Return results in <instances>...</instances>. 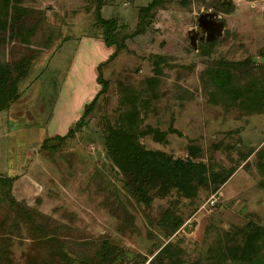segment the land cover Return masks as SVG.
Listing matches in <instances>:
<instances>
[{
  "label": "rangeland",
  "instance_id": "obj_1",
  "mask_svg": "<svg viewBox=\"0 0 264 264\" xmlns=\"http://www.w3.org/2000/svg\"><path fill=\"white\" fill-rule=\"evenodd\" d=\"M41 1L19 0L36 25L30 45L0 32L6 87L14 62L33 57L17 83L18 92L32 91L0 111V176L12 179L0 184V264H264V0H109L118 1L117 29L135 33L125 48L108 46L100 61L108 60L107 89L64 141L51 137L67 132L102 85L97 73L89 77L75 120L73 73L85 71L69 72V55H56L74 39L65 42L75 22ZM62 2L66 11L88 4L95 27L79 30L103 35L97 0ZM49 57L33 84V65ZM110 129L204 164L206 182L189 196L149 185L145 205L107 153ZM17 210L52 240L30 232Z\"/></svg>",
  "mask_w": 264,
  "mask_h": 264
},
{
  "label": "trees",
  "instance_id": "obj_2",
  "mask_svg": "<svg viewBox=\"0 0 264 264\" xmlns=\"http://www.w3.org/2000/svg\"><path fill=\"white\" fill-rule=\"evenodd\" d=\"M106 1L108 0H97L95 16L104 29L103 41L105 45L114 46L115 50H119L126 47L127 38L135 32L127 33L120 31V29L118 30L116 25L117 19L115 17H102L100 10ZM160 1L152 0L150 6L156 5ZM19 3V0H0V32L4 33L6 31L9 39L19 40V42L28 46L31 44V37L35 32L36 25L26 23L27 10ZM9 7L11 9L10 14L7 13ZM51 37L49 40L47 39L48 42L51 41ZM3 40V36H0V45ZM114 55L115 52L112 56ZM32 58V56H23L20 60L14 62V68L17 72L8 87L3 84L5 79L8 78V65L4 60L0 59V111L6 109L12 101L19 97L17 83L24 77L27 71L26 67L30 65ZM106 62L108 60L100 62L96 68L97 81L102 85V88L91 102L84 107L81 116L69 127L67 132L64 135L51 137L53 140L64 141L68 137L73 136L85 124L86 116L93 109L98 97L107 89V82L103 79L101 70V67ZM226 76V74L222 76L219 74L217 78L224 79L222 77ZM46 141L48 139L44 140L45 143ZM105 144L108 155L120 168L125 177V185L134 195L137 194L145 205L150 204L152 201V198L147 194V187L149 185L159 183L166 188L175 187L178 191L189 196L207 180L204 164L181 158H173L170 154H166L160 150L146 149L129 132L110 129L105 137ZM11 181V178L0 176V184L3 186L10 187ZM17 211L18 219L23 220L26 217L29 222L33 223L29 227V231L33 234H38L36 237L52 240L46 227L36 225L30 215H24L20 210ZM13 226L17 227L18 225L16 223ZM251 238L246 240L245 245L247 247H250L254 243V239L252 238L251 240ZM241 258L245 260L247 257L242 254Z\"/></svg>",
  "mask_w": 264,
  "mask_h": 264
},
{
  "label": "crops",
  "instance_id": "obj_3",
  "mask_svg": "<svg viewBox=\"0 0 264 264\" xmlns=\"http://www.w3.org/2000/svg\"><path fill=\"white\" fill-rule=\"evenodd\" d=\"M63 0H42L41 1V5L44 7L45 6V2L47 3L46 4V7L51 8V12L53 15L57 16L55 14L58 13L59 15L61 14V16L65 17V16H70L71 19H72V22H75V24L71 23L72 26H73V34L71 36H69L67 39H66V43H68L70 41V39H72L68 44V46L65 47V45H59L58 47V50H57V54L56 55H59V57H63V55H69L68 57L69 58V65H70V68L72 67V69L69 70V72H75V70L79 71V70H82V71H85L84 73H82L81 75L78 73H73L75 74L73 77H75V83L76 85L79 87V101L76 103V105H73L74 108H75V111L74 113H72V115L74 116L75 115V120L80 116V113L85 105V97L87 95L86 93V87H87V80L89 79V77H95L96 79V68H97V65L100 63V61L103 60V56H106L107 53H109V49L110 47L106 46L104 41H103V35L102 34H95V33H99L98 31H92L90 34L89 33H86V31L83 33L82 30H79L80 29V25L81 24H85V25H90L91 23V28H94L95 25H94V20H93V16H89L92 12V8L90 6H87L88 4H83V5H79L78 3H76V5L74 4H70L69 6L72 7V10L70 9L69 11H66L67 9H61L62 8V5H63ZM109 1V0H108ZM106 1L105 4H103L101 6V15L102 17L104 18H108V17H118L117 14H114L115 12V5H118V1H111V2H108ZM117 2V3H116ZM51 5V6H49ZM68 8V7H67ZM95 8V6H94ZM109 8V9H107ZM106 9L108 10L107 14H106ZM43 10H45L43 8ZM67 13V14H66ZM93 13V12H92ZM53 15H52V18H53ZM105 15V16H104ZM71 26V27H72ZM65 26H62V29H64ZM75 28V29H74ZM56 29H60V28H57ZM78 29V32H82V33H79L76 34V30ZM101 29V28H100ZM74 30H75V33H74ZM61 31V29H60ZM65 37V34L63 35ZM69 39V41H68ZM56 43H57V40H55ZM55 45H53L52 47H54ZM58 46V45H57ZM64 52V53H63ZM61 55V56H60ZM67 57V58H68ZM53 57H49L45 64H42V66H40V64L36 65L35 64L33 65L34 66V70L38 73H36V80L33 81L32 83L35 85L37 84V81L38 79L41 77V75L43 74V69L45 68L46 64L48 62L51 61ZM33 64V63H32ZM48 67V66H47ZM83 82V83H81ZM28 83V82H27ZM29 92H22L20 91L19 92V97L17 98V100L19 99H23L24 97V94H30V92L32 90H28ZM84 93V95H83ZM80 95H83V96H80ZM81 110V111H79ZM80 112V113H79ZM70 124V123H69ZM69 124H67L65 127H63V132L64 130H67L69 128Z\"/></svg>",
  "mask_w": 264,
  "mask_h": 264
},
{
  "label": "built area",
  "instance_id": "obj_4",
  "mask_svg": "<svg viewBox=\"0 0 264 264\" xmlns=\"http://www.w3.org/2000/svg\"><path fill=\"white\" fill-rule=\"evenodd\" d=\"M210 203H211V204H214V200L211 199V200H210Z\"/></svg>",
  "mask_w": 264,
  "mask_h": 264
}]
</instances>
